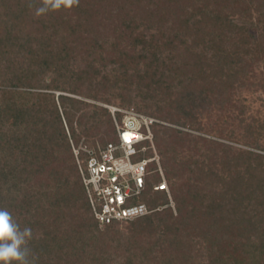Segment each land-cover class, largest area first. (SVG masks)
<instances>
[{"label":"trees","instance_id":"1","mask_svg":"<svg viewBox=\"0 0 264 264\" xmlns=\"http://www.w3.org/2000/svg\"><path fill=\"white\" fill-rule=\"evenodd\" d=\"M40 3L0 0V207L32 229L35 264H264V121L240 109L228 144L185 109L226 112L257 85L264 0ZM111 104L165 122L133 160L158 154L170 194L152 161L128 201L150 213L102 227L80 163L119 144Z\"/></svg>","mask_w":264,"mask_h":264},{"label":"built area","instance_id":"2","mask_svg":"<svg viewBox=\"0 0 264 264\" xmlns=\"http://www.w3.org/2000/svg\"><path fill=\"white\" fill-rule=\"evenodd\" d=\"M105 106L114 117L119 144L110 143L100 155L93 154L85 164L80 163L93 214L102 227L113 221H127L150 213L147 204H128V201L141 194L149 174L148 166L152 161L158 163L162 175V180L155 185V189L166 190L170 194L158 154L139 161L133 160V155L138 152V143L149 139L154 146L152 125L155 122H165L134 109ZM117 112L123 114L121 121L117 118ZM75 152L78 155V150ZM171 205H175L172 199Z\"/></svg>","mask_w":264,"mask_h":264},{"label":"rangeland","instance_id":"3","mask_svg":"<svg viewBox=\"0 0 264 264\" xmlns=\"http://www.w3.org/2000/svg\"><path fill=\"white\" fill-rule=\"evenodd\" d=\"M264 67H257L256 72L258 73L257 78L254 79L257 85L240 92L236 97L237 108H231L229 110H222L216 108H203L201 105V100L194 99L190 104L186 105L185 109L193 117L194 123L192 128L195 132H200L202 134L214 136L217 139L224 141L228 144H233L232 141L228 138V132L230 130H235L236 133L242 132L239 124V117H236L240 114V109H243V116L247 122H252L253 119H257L260 122L264 121V88L258 84L259 81L264 82ZM56 95H59L60 91L54 92ZM112 106V104H111ZM117 106V104H113ZM120 107V106H117ZM124 108V107H121ZM125 109H131V107H125ZM226 113L230 116L227 118V122H223V119L227 116ZM235 116V117H234ZM242 116V115H241ZM98 134V133H97ZM264 146V140L260 142ZM81 160V159H80ZM127 223H120V227L126 229Z\"/></svg>","mask_w":264,"mask_h":264},{"label":"clouds","instance_id":"4","mask_svg":"<svg viewBox=\"0 0 264 264\" xmlns=\"http://www.w3.org/2000/svg\"><path fill=\"white\" fill-rule=\"evenodd\" d=\"M78 0H41L35 9L37 16L62 9H71ZM33 7V4H29ZM32 229L21 226L8 208L0 207V264H35L32 249L28 246Z\"/></svg>","mask_w":264,"mask_h":264}]
</instances>
